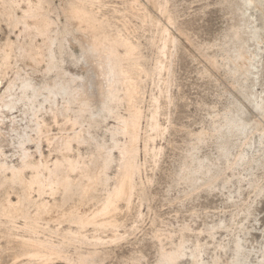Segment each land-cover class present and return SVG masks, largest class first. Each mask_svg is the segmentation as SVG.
Instances as JSON below:
<instances>
[{
	"label": "rangeland",
	"instance_id": "374dc122",
	"mask_svg": "<svg viewBox=\"0 0 264 264\" xmlns=\"http://www.w3.org/2000/svg\"><path fill=\"white\" fill-rule=\"evenodd\" d=\"M64 1L53 0V3L58 6ZM94 1H97L95 8L100 16L119 30L122 27L121 31L139 45L141 60L147 69V74L141 75L139 101L142 115L136 159L139 170L135 181L140 192L133 196L130 207L125 202L118 203L120 229L117 227L116 230L122 236L116 246L108 245L106 257L94 264H128L131 257L141 254L143 259L138 264H154L158 259L159 244L166 250L175 248L183 225L187 228L184 231L187 241L183 244V255L177 260L178 264H192L191 251L197 252L208 263L264 264V144L260 131V127L264 130V118L255 106L259 101L264 103V0H155L164 2V13L154 8L153 0ZM144 13L150 15L151 22L143 18ZM167 16L172 18L171 24L167 23ZM58 21L62 27L63 17L60 16ZM164 26L174 42H168L161 55ZM5 31L3 26L0 32L2 41ZM210 56L215 60V66L209 62ZM56 58L62 61L67 71L83 76L87 92L93 100H98L94 93L96 87H91L90 82L93 73L86 71L89 66L83 62L79 46L74 42H64L61 48L56 49ZM159 58L164 68L156 72L154 67ZM52 75L54 73L49 76L54 78ZM9 78L3 81L0 93ZM152 98L157 99L161 134L146 146L145 137L151 132L147 121ZM61 105L59 99L58 107ZM115 109L119 115L126 113L123 103ZM50 112L45 106L40 112L42 115L39 113L48 123L44 135L50 138L49 141L42 139L39 148L43 157L53 160L60 157L57 147L61 139L73 130H79L80 126L72 128L65 118L58 116L53 119ZM242 112L248 118L246 124L250 122L245 124L243 131H237L239 127L236 124L233 128L231 124H225L224 116L237 118ZM19 114L23 116L19 110L13 115L20 118ZM69 114H73L71 110ZM10 116L0 114V148L7 161L16 162L20 150L16 137L25 127V120L11 122ZM253 120L260 125H255ZM97 121L91 125L87 121L82 123V133L92 138L91 142L77 144L72 141V149L68 152L70 157L89 160L95 151L94 143L98 142L111 150L115 161L119 158L111 148L110 136V131L119 124L118 119L106 114L97 117ZM219 131L225 136L219 138ZM27 133L34 136L30 129ZM198 135H203L201 141L197 139ZM116 137L120 143L126 138L122 133ZM223 137L228 139L227 154H223L219 147ZM25 147L34 159L40 158L34 143L28 142ZM240 154L243 159L227 167V162ZM115 161L108 169L110 177L116 167ZM199 162L202 164L200 172L220 177L211 187L201 180L191 183L183 179L189 171L183 165L186 163L194 168ZM200 172L193 174L194 179ZM26 176H30V171ZM12 189H0V202L6 192L11 200L16 201L17 190ZM103 193L104 190L98 192L101 196ZM33 195L35 198V193ZM98 203L99 199H95L81 204L74 198L63 209L71 204L91 210ZM59 210L62 208L53 209L49 216L58 215ZM17 223L20 225L22 222ZM91 229L89 226L85 230L89 240L100 236L101 241H109L113 237L112 231L95 233ZM154 233L161 234L159 241L153 237ZM109 234L112 235L109 237ZM43 235L40 236L53 241L60 239L48 231ZM196 240L204 245L194 247ZM237 243L242 246L238 250L234 246ZM11 244L0 230V264L25 263L26 257L23 261V256L16 257ZM84 247L82 249L86 250ZM71 250L68 251L73 253Z\"/></svg>",
	"mask_w": 264,
	"mask_h": 264
},
{
	"label": "bare ground",
	"instance_id": "6f19581e",
	"mask_svg": "<svg viewBox=\"0 0 264 264\" xmlns=\"http://www.w3.org/2000/svg\"><path fill=\"white\" fill-rule=\"evenodd\" d=\"M96 2L65 0L56 6L53 0H0V30L2 31L3 26L6 29L5 34L2 32L5 35V38H2L4 40L0 39V89L3 87V81L13 75L0 93V114L11 115L10 121L15 123L25 120V127L16 137L20 148L17 161H7L0 148V189L17 190L16 201L11 200L6 192L0 202V230L8 242H12L11 249L15 256H23L22 261L26 257L23 264H94L96 260L102 261L107 255L106 247L115 245L120 235L122 236L118 235L116 230L120 224L117 218L118 203L122 201L130 207L133 196L140 192L135 181L139 170L136 159L142 115L139 101L141 75H146L147 69L142 63L139 45L121 31L122 27L119 30V27L113 26L108 19L100 16L95 8ZM152 3L155 9L165 12L164 2L153 0ZM60 16L64 20L62 27L58 21ZM143 18L148 22L152 21L147 13L143 14ZM167 23H172L170 16H167ZM165 27L160 46L161 55L167 49V43L174 42ZM12 35L14 38H11ZM64 42H74L81 49V58L89 66L86 71L93 73L94 77L90 82L91 87H96L94 93L98 100H93L87 92L88 86L83 76L67 71L62 61L57 60L56 49L61 48ZM209 62L216 65L211 56ZM163 68L159 58L154 71L159 72ZM51 73H54V78L49 76ZM59 99L61 107H58ZM151 101L152 108L149 110L147 121L151 132L145 137L146 146L155 136L161 134L157 119V99ZM120 103L126 107L125 115H119L115 109ZM45 106L51 111L52 115L49 116L53 119L62 116L72 124V128L75 125L80 126L79 130H73L70 135L61 139L57 147L60 157L53 160L43 157L39 148L42 139L50 140L44 135L48 130V123L39 116ZM255 106L264 118V103L259 101ZM18 110L23 115L19 114L20 118L13 115ZM70 110L73 114H69ZM45 111L44 114L48 112ZM106 114L114 115L119 121L116 128L110 131L111 148L118 153L119 158L115 161L111 150L105 149V146L98 142L94 143L95 151L89 160L84 157H70L68 152L72 149V141L77 144L91 142L92 138L82 133V123L87 121L91 125L98 122L97 117H104ZM223 118L227 120L225 124H231L232 128L233 124H236L239 127L237 131H243L248 119L243 112L237 115L238 119L228 116ZM237 121L241 123H234ZM253 123L260 125V122ZM27 129L33 131L34 136L28 134ZM260 129L261 140L263 139L261 142L264 144V130L261 127ZM119 133L126 136L124 142L120 143L116 139ZM217 134L219 138L224 135L221 131ZM197 139L201 141L203 135H198ZM227 140L223 137L220 141L219 147L223 154L228 153ZM28 142L35 144L39 159H34L25 147ZM240 159H243L241 154L231 162L228 160L227 167H232ZM114 161L116 167L110 177L108 169ZM201 166L199 162L198 166L190 168L185 163L183 168H189V171L183 179L191 183L193 180H201L204 185L211 187L220 177L205 175L200 172ZM27 171H30V176H26ZM199 172L200 175L194 179L193 174ZM101 190H104L102 196L98 194ZM74 198L81 204H88L95 199H99V203L91 210L76 208L71 204L63 209V206ZM61 208L58 215L49 216L53 209ZM20 220L22 223L17 225ZM63 222L66 223L62 225ZM89 226L95 233L112 231L113 239L109 238L110 234L109 241H101L100 236H96L94 240L87 239L85 230ZM186 229L184 225L181 227L180 241L175 248L166 250L159 244L158 259L154 264H178L177 260L183 255V244L187 241L184 237ZM45 231L60 236V239L53 241L41 237ZM153 237L159 241L161 234L154 233ZM198 245L204 243L196 240L193 246ZM83 246L87 249L83 250ZM234 246L237 250L242 247L238 243ZM70 248L73 253L68 251ZM190 256L192 264H218L216 261L205 262L195 251H191ZM142 259V254L131 257L128 264H138Z\"/></svg>",
	"mask_w": 264,
	"mask_h": 264
},
{
	"label": "snow or ice",
	"instance_id": "6c2138e0",
	"mask_svg": "<svg viewBox=\"0 0 264 264\" xmlns=\"http://www.w3.org/2000/svg\"><path fill=\"white\" fill-rule=\"evenodd\" d=\"M249 6H251V5H249Z\"/></svg>",
	"mask_w": 264,
	"mask_h": 264
}]
</instances>
